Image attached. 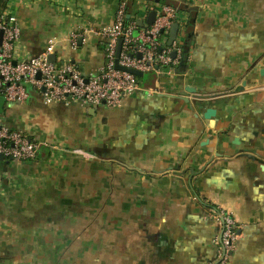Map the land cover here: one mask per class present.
I'll list each match as a JSON object with an SVG mask.
<instances>
[{"label":"crops","instance_id":"crops-1","mask_svg":"<svg viewBox=\"0 0 264 264\" xmlns=\"http://www.w3.org/2000/svg\"><path fill=\"white\" fill-rule=\"evenodd\" d=\"M125 1L134 35L175 8L187 61L143 72L116 108L46 105L31 88L4 104L40 148L0 160V264H209L216 208L238 225L229 264H264V0ZM119 2L16 0L19 46L38 56L55 38L54 63L88 77L106 62L90 30Z\"/></svg>","mask_w":264,"mask_h":264},{"label":"built area","instance_id":"built-area-1","mask_svg":"<svg viewBox=\"0 0 264 264\" xmlns=\"http://www.w3.org/2000/svg\"><path fill=\"white\" fill-rule=\"evenodd\" d=\"M14 1H0V97L5 105L24 102L27 89L31 88L40 94L46 105L78 102L88 107L116 108L125 98L140 90L137 77L127 70L143 73L159 66L177 68L180 65L181 45L175 40L171 46L166 44L177 15V10L171 6H163L154 22L134 35L136 23L126 21V1L120 0L113 24L90 30L102 38L106 62L87 77L74 64L59 65L48 61V56L55 54L59 43L55 38L47 40L38 56H29L20 48V30L11 11ZM119 40L117 64L125 70L115 67ZM75 41L76 36L71 35V46ZM39 148L40 144L23 129L7 124L4 112L0 114V156L3 159L29 162L36 158ZM210 213L218 231L212 239L216 256L209 264H229L238 236L237 222L229 212L220 208Z\"/></svg>","mask_w":264,"mask_h":264},{"label":"water","instance_id":"water-1","mask_svg":"<svg viewBox=\"0 0 264 264\" xmlns=\"http://www.w3.org/2000/svg\"><path fill=\"white\" fill-rule=\"evenodd\" d=\"M1 1V0H0ZM155 12H151L148 17H147V20H146V24L148 25H151L154 20H155ZM143 26V22L142 21H139L138 22V27H142ZM178 23H173L170 27V30H169V38H168V41H167V45L168 46H171V44L173 43V41L176 39L177 37V31H178ZM120 47H121V40L118 41V44H117V49H116V59H115V67L116 69H120V70H125L123 68H121L120 66H118L117 64V58L119 56V53H120ZM172 56H174V54H172ZM138 58L141 57V55H137ZM48 61L49 62H54L55 60V55H50L48 56ZM129 73L135 75L136 77H141L143 75L142 72L140 71H135V70H127ZM261 73H264V71ZM4 99L3 97H0V114L3 112V107H4ZM213 114V110L212 109H207L205 111V117H209ZM0 160H3V158L0 156Z\"/></svg>","mask_w":264,"mask_h":264},{"label":"trees","instance_id":"trees-1","mask_svg":"<svg viewBox=\"0 0 264 264\" xmlns=\"http://www.w3.org/2000/svg\"><path fill=\"white\" fill-rule=\"evenodd\" d=\"M127 22H129L128 19H126ZM189 41H185L183 43V46H182V52H181V57H180V65L179 67L177 68V71L179 70V68L183 67L187 61V58H188V43Z\"/></svg>","mask_w":264,"mask_h":264},{"label":"rangeland","instance_id":"rangeland-1","mask_svg":"<svg viewBox=\"0 0 264 264\" xmlns=\"http://www.w3.org/2000/svg\"><path fill=\"white\" fill-rule=\"evenodd\" d=\"M147 77H148V74L145 75V79H147Z\"/></svg>","mask_w":264,"mask_h":264}]
</instances>
